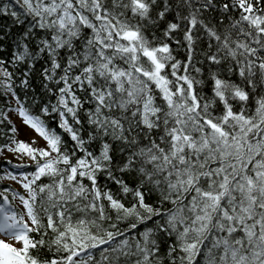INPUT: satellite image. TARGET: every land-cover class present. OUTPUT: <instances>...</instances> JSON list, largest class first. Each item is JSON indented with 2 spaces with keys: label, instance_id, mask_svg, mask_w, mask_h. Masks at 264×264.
<instances>
[{
  "label": "snow or ice",
  "instance_id": "1",
  "mask_svg": "<svg viewBox=\"0 0 264 264\" xmlns=\"http://www.w3.org/2000/svg\"><path fill=\"white\" fill-rule=\"evenodd\" d=\"M7 153L0 264H264V0H0Z\"/></svg>",
  "mask_w": 264,
  "mask_h": 264
},
{
  "label": "trees",
  "instance_id": "2",
  "mask_svg": "<svg viewBox=\"0 0 264 264\" xmlns=\"http://www.w3.org/2000/svg\"><path fill=\"white\" fill-rule=\"evenodd\" d=\"M25 131L22 130L20 136H19V139L21 140H24L26 142H30V139L28 136H26L25 134ZM7 160H11L13 164H17V163H25V164H29L31 163L27 158H24L23 161L21 160H17L11 153H7L3 156H0V172H2L3 170V167L5 166V162ZM9 184V182H4L3 185H0L2 187H7ZM13 187H16L14 184H13ZM18 203V202H17Z\"/></svg>",
  "mask_w": 264,
  "mask_h": 264
},
{
  "label": "rangeland",
  "instance_id": "3",
  "mask_svg": "<svg viewBox=\"0 0 264 264\" xmlns=\"http://www.w3.org/2000/svg\"><path fill=\"white\" fill-rule=\"evenodd\" d=\"M26 136H28L29 138H31V136L33 135L31 132L25 131L24 133ZM43 142H40V146H42Z\"/></svg>",
  "mask_w": 264,
  "mask_h": 264
}]
</instances>
